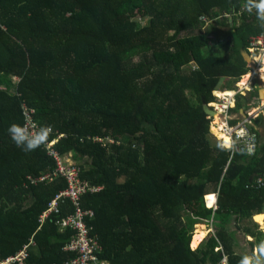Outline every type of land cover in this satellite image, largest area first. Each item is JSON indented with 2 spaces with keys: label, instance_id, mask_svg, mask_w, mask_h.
<instances>
[{
  "label": "trees",
  "instance_id": "1",
  "mask_svg": "<svg viewBox=\"0 0 264 264\" xmlns=\"http://www.w3.org/2000/svg\"><path fill=\"white\" fill-rule=\"evenodd\" d=\"M241 2L0 0V261L25 245L28 257L9 264L79 256L65 249L76 231L62 228L72 200L41 220L68 189L47 147L62 134L55 149L65 164L101 187L79 201L94 213L85 217L98 241L88 264H220L225 256L238 264L251 254L264 238L253 223L264 214V135L253 155L222 150L204 110L220 81L253 70L244 53L264 29ZM257 82L256 74L252 97ZM244 105L240 97L233 111ZM24 106L37 128H53L46 146L27 153L8 134L25 123ZM211 194L217 210L206 205ZM203 224L215 233L195 237Z\"/></svg>",
  "mask_w": 264,
  "mask_h": 264
},
{
  "label": "built area",
  "instance_id": "2",
  "mask_svg": "<svg viewBox=\"0 0 264 264\" xmlns=\"http://www.w3.org/2000/svg\"><path fill=\"white\" fill-rule=\"evenodd\" d=\"M253 60H256V55L263 54L264 56V36L253 38L251 43V48L249 50ZM261 60V59H260ZM261 62H264L261 60ZM261 66H258L257 72L255 75H259L261 77ZM254 69V68H253ZM252 72V71H251ZM254 73V72H253ZM254 75V76H255ZM244 84V82L240 81L239 86L241 84ZM246 86L249 87H243L247 89H253L254 88V77L251 75V78L248 83H245ZM243 90H234V94L232 95H224L222 99H218L217 103H215V109L220 113L223 110H227V115L229 116V110L233 105L236 103V95L240 91ZM230 93L229 91L226 92V94ZM233 103V104H231ZM264 110V106L260 110H256L255 112L250 113L251 117L249 120H244L241 123H238L236 126H232L230 124V120L228 122L229 124V130L231 133L228 135L229 139L231 141L230 148H234L235 151L241 149L245 150L246 144L248 142H251L255 145V149L253 154L257 150V146L259 145L258 136L253 130L247 125L248 123H253L252 118H256L259 116L260 112ZM34 113L35 110L32 108H29L27 106H24V114L25 117L28 118V122L31 126L34 128H37V122L34 120ZM231 119V118H230ZM240 124V125H239ZM238 127V131L236 133L234 132L236 127ZM247 130V131H246ZM65 135L62 134L58 138H55L49 142V147L51 149V155H53L58 161H59V173L66 176L68 178V189L61 193L56 199L53 200L50 209L43 212L41 215V220H44L45 217L49 216L54 210H56L62 200H72L74 202L75 206V212L71 215H69L62 223V228H71L72 230L76 231V234L71 239V241L66 245V251L76 252L79 254V256L76 259L71 260L67 264H88L87 260L92 259L93 261L97 260V255L95 254L96 248L93 249L92 241L90 239V229L89 226L85 223V217L86 216H93L94 213L92 210H84L82 206L79 204V201L83 196H85L87 193H98L101 191V187H94L90 185L88 182L81 181L79 177L80 169L70 160L68 159V162H64V159L60 155V153L55 149V145L57 142L63 138ZM94 140H98L101 142V139L95 138ZM113 142V140H112ZM111 142V143H112ZM243 145V146H242ZM54 148V149H53ZM252 154V155H253ZM51 178V174H47L43 176L41 179ZM258 182L261 185H264V178H259ZM35 243H31V245H34ZM28 250L29 245H25L22 250H20L17 254L7 258L5 261H0V264H9L12 262H22L28 257ZM96 255V256H95ZM228 264V261H227Z\"/></svg>",
  "mask_w": 264,
  "mask_h": 264
},
{
  "label": "clouds",
  "instance_id": "3",
  "mask_svg": "<svg viewBox=\"0 0 264 264\" xmlns=\"http://www.w3.org/2000/svg\"><path fill=\"white\" fill-rule=\"evenodd\" d=\"M240 7L249 14L254 13L258 21L259 27L261 29H264V0H242ZM257 59H261L262 61H264V56L257 57ZM262 71H264V69H262ZM216 90L217 89H215L213 92L215 96V100H213L212 102V108L209 107L210 109H214L215 103H217V100H218V94L216 93ZM229 92H234V90L229 91ZM240 93L241 91L237 93L236 95V103H237V97ZM233 106L229 110L230 117H231V110ZM256 118H252V122H253V119H256ZM246 119L249 120V118H246ZM230 122H231V119H230ZM237 124L238 123H236V125ZM52 132H53V128L50 125H42L38 128H34L33 126L29 124L27 117H25V123L23 125L18 124V123H12L8 128V134L11 140L14 142V144L17 147L21 148L22 151L26 153L35 151L36 149L42 146H46ZM253 132L257 134L258 140H259L258 131L254 130ZM217 147L224 150V149L229 148L230 144L224 140V142L218 143ZM254 149H255V145L252 144L251 142H248L246 144L245 151L247 152V154L249 155L253 154ZM210 196L215 198L213 209L217 210L218 195L211 194ZM260 230L264 232V226H261ZM209 231H211V233H215L212 230H209ZM227 261H228V257L225 256L221 259L220 264H227ZM238 264H264V239H261L255 245L251 254H244L243 256H241V258L238 261Z\"/></svg>",
  "mask_w": 264,
  "mask_h": 264
},
{
  "label": "crops",
  "instance_id": "4",
  "mask_svg": "<svg viewBox=\"0 0 264 264\" xmlns=\"http://www.w3.org/2000/svg\"><path fill=\"white\" fill-rule=\"evenodd\" d=\"M258 65L259 66H261V65H263L262 67H261V70L264 68V62H260V63H258ZM255 71V68L252 70V73ZM260 74H261V77L258 75V77L260 78H258V96H251V91H253L254 90V88L253 89H247V88H244V90L238 95V97H237V103H236V105L235 106H233V108H232V110H231V122H233V121H235L234 123H239V122H243L246 118H250V113H252V112H255L256 110H260V109H262V107L264 106V98H262V93L259 91V89L261 88V87H264V77H262V71L260 72ZM246 77H248V78H246ZM255 77V76H254ZM250 78H251V73L250 74H248V75H246L242 80H244V83H248V81L250 80ZM246 79H247V82H246ZM260 80H261V82H260ZM238 85V83L236 82L235 83V81L233 80V79H231V78H224L222 81H220L219 82V87L217 88V90H216V93L218 94L219 92H222V91H232V90H238L239 89V85ZM234 87V88H233ZM240 97L242 98V100H243V102H244V107L242 108V109H240L241 111H240V113L239 112H235V111H233V110H235L236 109V107L238 106V103H239V100H240ZM261 117V121H260V123H255V120L257 119V118H260ZM256 119H253V128L256 130V131H258V133L260 134V136L261 135H264V110L263 111H261L260 112V114H259V116L257 117ZM226 139H228V138H226ZM228 140H230V139H228ZM210 196V195H209ZM208 197V196H207ZM213 198V197H212ZM210 200V199H209ZM212 200V199H211ZM209 208V207H208ZM209 209H213V207L212 208H209ZM258 216H264V214H262V215H256V216H254L253 217V223L255 222L257 225H258V228H259V230L261 229V226H264V220H263V223H260V222H257L256 221V218L258 217ZM198 227H204V228H206L207 229V231L208 230H212L213 231V229H211V228H213V227H210L209 225H203V226H201V225H197ZM196 226V227H197ZM209 228H207V227ZM200 229V228H199ZM200 230H202L200 233H197V234H202V235H204L205 233L207 234V232H206V230L205 229H200ZM196 232V231H195ZM203 232H205V233H203ZM209 233H208V235L211 233V231H208ZM264 233V232H263ZM194 235H195V233H194ZM208 235H207V237H208ZM204 236H206V235H204ZM194 237V236H193ZM206 237V238H207ZM264 239V238H263ZM247 240L249 241V242H253L254 241V239H253V237H251V236H247ZM193 249V248H192ZM250 251H251V253H252V250H251V248H250Z\"/></svg>",
  "mask_w": 264,
  "mask_h": 264
},
{
  "label": "rangeland",
  "instance_id": "5",
  "mask_svg": "<svg viewBox=\"0 0 264 264\" xmlns=\"http://www.w3.org/2000/svg\"><path fill=\"white\" fill-rule=\"evenodd\" d=\"M138 23H140V24H143L144 23V21L145 20H143V19H141V18H138V20H136ZM249 54H250V52H249ZM250 56H251V54H250ZM261 56H263V54H261L260 55V57ZM257 57H259V55H256V60H253V58H252V56H251V61L248 63L249 65V67L250 68H255V71H254V73H252L251 71H250V73H251V75L254 77V75H255V73H258L257 72V69H258V63H260L261 62V60L260 59H257ZM262 71V70H261ZM249 73V74H250ZM248 75V74H247ZM246 76V75H245ZM245 76H243V78L245 77ZM258 77V76H257ZM263 77V76H262ZM242 78V79H243ZM259 78V77H258ZM242 79H240L239 81H237V83H238V85H239V82L240 81H242V82H244V80H242ZM260 79V78H259ZM264 81V80H263ZM249 82V81H248ZM260 82H261V80H260ZM237 85V86H238ZM246 85H245V83L243 84H241V86L239 87V89L240 90H243V87H245ZM246 87H249V86H246ZM226 92H228V91H222V92H219L218 94V99H222L223 97H224V95H229V93L228 94H226ZM234 93V92H233ZM220 94H222V95H220ZM264 98V97H263ZM231 104H233V103H231ZM211 110H214L218 115H217V118L218 119H220V121H218V119L217 120H214V117H212L213 118V122H214V128H213V131H214V134H216L217 136H218V138H222V137H224V138H228L229 139V134L231 133V131L228 129L229 128V124H228V122H229V120H230V116H228L227 115V110H223L222 112H218L216 109H215V107H214V109H211ZM251 116V115H250ZM251 117H253V116H251ZM223 120H224V122H223ZM240 125V124H239ZM239 125L236 127V129H235V133H236V131H238L239 129H238V127H239ZM247 131V130H246ZM222 134H223V136H222ZM223 139V138H222ZM101 141H104L105 142V144H108V143H111L112 142V139L111 138H106V139H104V140H102L101 139ZM232 145V144H231ZM68 156V155H67ZM211 197V196H210ZM209 196L208 197H205V201H206V205H207V207H209V203H208V201H209V198H210ZM212 198V197H211ZM210 201H211V204H212V207H213V205H214V203H215V198L213 197V199L211 200L210 199ZM211 207V206H210ZM211 207V208H212ZM201 226H203V225H201ZM207 227V226H206ZM210 227H213V226H210ZM208 228V227H207ZM209 229V228H208ZM211 229H213V232H215V228L213 227V228H211ZM69 230H71V228H69ZM196 231V232H195ZM195 231H194V233H195V237L196 236H198V234L197 233H200V231H202V230H200L199 228H198V226L195 228ZM206 231H207V229H206ZM209 231V230H208ZM207 231V234L205 233V238L207 237V235H208V232ZM245 237V236H244ZM198 238V237H197ZM204 238V239H205ZM90 239H91V241H92V246H93V249H95V248H97V246H98V241L95 239V238H93V237H90ZM203 239V240H204ZM202 240V239H201ZM201 243V242H200ZM199 243V244H200ZM192 248L193 249H196V247H194V246H192Z\"/></svg>",
  "mask_w": 264,
  "mask_h": 264
},
{
  "label": "water",
  "instance_id": "6",
  "mask_svg": "<svg viewBox=\"0 0 264 264\" xmlns=\"http://www.w3.org/2000/svg\"><path fill=\"white\" fill-rule=\"evenodd\" d=\"M244 57H245V59H246V62L247 63H249L250 61H251V56H250V54L249 53H244ZM259 91L262 93V98L264 97V87H261L260 89H259ZM204 110H205V112L208 114V115H210V116H212V117H216V115H218L214 110H211L210 108H209V106H207V105H205L204 106ZM199 247V246H198ZM197 247V248H198ZM196 248V249H197Z\"/></svg>",
  "mask_w": 264,
  "mask_h": 264
},
{
  "label": "bare ground",
  "instance_id": "7",
  "mask_svg": "<svg viewBox=\"0 0 264 264\" xmlns=\"http://www.w3.org/2000/svg\"><path fill=\"white\" fill-rule=\"evenodd\" d=\"M264 69V68H263ZM262 76L264 77V71H262ZM246 78H248V77H246ZM246 82H247V79H246ZM232 94H234L233 92H230L229 93V95H232ZM219 95V94H218ZM220 95H222V94H220ZM218 118H217V115H216V117L214 118V120H217ZM218 121H220V119H218ZM223 122H224V120H223ZM222 136H223V134H222ZM224 140H225V138L224 137H222ZM231 142V141H230ZM209 202V204H210V206L212 207V204H211V201L209 200L208 201ZM258 217H262V216H258ZM257 217V218H258ZM264 217V216H263ZM256 218V221L257 222H260V223H263V220H260V219H257ZM198 228H200V229H205L206 230V228H204V227H198ZM201 232V231H200ZM207 232V231H206ZM204 233V232H203ZM205 235V234H204Z\"/></svg>",
  "mask_w": 264,
  "mask_h": 264
},
{
  "label": "snow or ice",
  "instance_id": "8",
  "mask_svg": "<svg viewBox=\"0 0 264 264\" xmlns=\"http://www.w3.org/2000/svg\"><path fill=\"white\" fill-rule=\"evenodd\" d=\"M213 199V198H210ZM257 219L264 220V217H258Z\"/></svg>",
  "mask_w": 264,
  "mask_h": 264
}]
</instances>
